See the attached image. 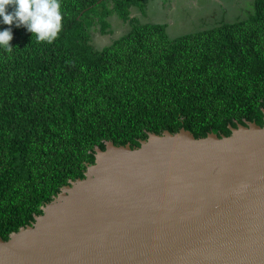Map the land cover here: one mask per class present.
<instances>
[{
    "label": "trees",
    "instance_id": "16d2710c",
    "mask_svg": "<svg viewBox=\"0 0 264 264\" xmlns=\"http://www.w3.org/2000/svg\"><path fill=\"white\" fill-rule=\"evenodd\" d=\"M147 1L62 0L52 43L11 25L14 49H0L1 239L83 178L106 141L138 147L147 133L201 138L264 125V0L244 19L173 39L165 25L130 17ZM112 14L130 29L96 50L90 30L108 34Z\"/></svg>",
    "mask_w": 264,
    "mask_h": 264
},
{
    "label": "water",
    "instance_id": "95a60500",
    "mask_svg": "<svg viewBox=\"0 0 264 264\" xmlns=\"http://www.w3.org/2000/svg\"><path fill=\"white\" fill-rule=\"evenodd\" d=\"M229 129L95 147L0 264H264V125Z\"/></svg>",
    "mask_w": 264,
    "mask_h": 264
},
{
    "label": "rangeland",
    "instance_id": "374dc122",
    "mask_svg": "<svg viewBox=\"0 0 264 264\" xmlns=\"http://www.w3.org/2000/svg\"><path fill=\"white\" fill-rule=\"evenodd\" d=\"M171 1L172 3L175 2L174 0ZM163 2L166 3L167 0H163ZM183 2H187V5L190 2L191 9L195 10V12L191 14V20L186 22L181 29L176 30V28H173L172 32L167 31L170 38H175L181 34H191L207 30L222 23H231L244 19L251 13L254 4V0H183ZM216 2H221V7ZM228 2H235V7H231L232 9H230ZM148 3L147 13L150 14L147 15L152 20H159L165 15V10L162 11L161 8H158L154 0H148ZM185 14V11L179 12L181 16ZM108 22L110 29L106 35H102L99 31L94 30H98L97 28L90 30L91 44L96 50L109 46L114 40L125 35L130 29L116 14H112L108 18Z\"/></svg>",
    "mask_w": 264,
    "mask_h": 264
},
{
    "label": "clouds",
    "instance_id": "9594fccd",
    "mask_svg": "<svg viewBox=\"0 0 264 264\" xmlns=\"http://www.w3.org/2000/svg\"><path fill=\"white\" fill-rule=\"evenodd\" d=\"M9 7L14 9L11 13ZM63 15L62 0H0V18L9 26L0 31V49L12 53L13 24L26 28L37 43H52L62 31Z\"/></svg>",
    "mask_w": 264,
    "mask_h": 264
},
{
    "label": "crops",
    "instance_id": "0c3cea01",
    "mask_svg": "<svg viewBox=\"0 0 264 264\" xmlns=\"http://www.w3.org/2000/svg\"><path fill=\"white\" fill-rule=\"evenodd\" d=\"M154 1L156 2L157 4L156 6H158V8H161L162 11L165 10L164 11L165 15L161 17L159 20H152V18H150V16L147 15V14H150V13H147V6L149 4L148 1L146 2L144 6L143 11H139V9L137 8H131L130 17L139 21L140 24L165 25L166 33H167V31L172 32L173 28H176V30L181 29L186 22L191 20V14L195 12V10L191 9V5L189 4L190 2L187 5V2L184 3L183 0H174L175 1L174 3H172L171 0H167L166 3L163 2V0H154ZM216 3L221 7V2H216ZM228 3L230 5V9H232L231 7H235V2H228ZM181 11H185L186 14L184 16L179 15V12ZM182 35H185V34L178 35L177 37L182 36ZM170 39H173V38H170Z\"/></svg>",
    "mask_w": 264,
    "mask_h": 264
}]
</instances>
